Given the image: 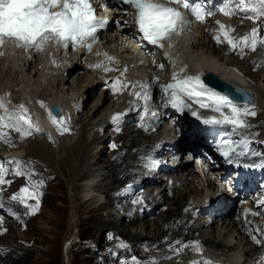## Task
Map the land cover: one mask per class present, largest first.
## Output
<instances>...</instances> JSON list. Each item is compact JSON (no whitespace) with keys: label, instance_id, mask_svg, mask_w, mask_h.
<instances>
[{"label":"bare ground","instance_id":"obj_1","mask_svg":"<svg viewBox=\"0 0 264 264\" xmlns=\"http://www.w3.org/2000/svg\"><path fill=\"white\" fill-rule=\"evenodd\" d=\"M218 4H219L218 6L213 8L214 11L212 12V15H209V17L207 19L208 20L211 19L213 22H215V25H214V27L212 26V29L214 28V30L216 29V31H217V29L220 30V33L223 35V36L220 35L221 37L231 38L232 36L231 37H229V36L231 34L233 35V33H231V32H233V30H234V29H231V28H235L236 26H239V25H241V26L242 25L250 26L248 24H244V22L238 23L237 19H235V18L236 17H240V16H237L239 14H237V15L235 14L234 15L233 12L231 11V8L227 9V11L232 13L230 15H225L224 12L220 11V8L224 7V1H219ZM241 9H242L241 13H243L244 15L248 14V13H246L243 10L244 8H241ZM207 11H208V9H207ZM131 13H133V12L129 11L130 18H131ZM185 20H186V23L183 25L181 31L174 35V38L172 39V41L167 46L163 47L162 53H159V52L157 53V51H154V52L151 53V56L148 55V58L150 57V60L149 59L147 60V62H148V66L147 67L148 68H151L153 66L156 67L157 66V65H155L156 61H157V63L160 62L161 64H163L164 62H166L168 60V64L171 66V68L176 70L175 79H174V76H173V81L176 83V81H180V80L184 81L187 78H193L191 83H192V88H193L194 91L215 92V91L207 88L206 86H204L201 83L199 77H200V74L203 71L204 72H212V73L218 75L221 79H223L225 81H228L231 84H234V85H237V86H241V87L246 88V89L250 88V85L248 84L249 82L246 79V75H249V78L252 80V78H253L252 75L254 74V72H256L258 69H260L261 66H264V45L260 44L259 42L257 43L256 48L261 47L262 48V53L260 52V54L256 55V57L254 56L255 58L253 56H251L250 59L244 60L242 62V66L245 65V69H242L243 67L240 66L241 63L239 64V61H235V59H238L240 57V55H242V53L239 54L235 50V48H233L231 46V44L228 43V40H227V42H225V40L223 38L218 37L219 35H217V36L209 35V30L207 29V26L205 25V24H207L206 23L207 20L205 21V23H203V21L198 20L196 18V16H194L193 18H189V19L185 18ZM217 21H219V23H217ZM259 21H262V25H259V31L261 33H264V21H263V18L261 17L259 19ZM221 25H224L225 27L221 28ZM194 31H196V32L194 33ZM198 32L202 33V34L205 32V35H201V38L202 37L204 39L209 38V40L207 41L206 44L204 42L202 43L204 46H206L205 48H207V50L205 49V52H201V53L197 54L194 57L192 56L193 57L192 58L191 56H189L191 54L188 55L186 53H187V50H188L189 47L196 46L195 45V41H194V36L195 35H193V33L196 34ZM251 32H252V30H251ZM228 33H231V34L228 35ZM240 34H242V33H240ZM207 35H208V37H207ZM227 35H228V37H226ZM123 37L127 38L124 35H121L119 33H117V34H114L113 32L112 33H105L104 35H102L103 44L105 46L112 47V49H119L125 43V41H124L125 39L123 40ZM234 37L235 36H233V38ZM233 38H231V39L233 40ZM259 40H261V39H258V41ZM237 41H239V40H237ZM233 42L234 43L236 42L235 39H234ZM223 43H224V45H223ZM197 46L198 47H202V46H200V43H198ZM221 46L223 47V49L220 48ZM229 46H231L233 48L231 51H229ZM238 46H240V44ZM240 47H241V49L243 51H248V52L251 51L250 47H245L243 44H241ZM135 49L137 50L136 47H135ZM249 49H250V51H249ZM2 50L4 52H7L8 47L4 46V48ZM222 50H223V52H222ZM138 51L139 50H137V52ZM0 53H1V51H0ZM130 53H132V52H131V49L129 47L125 48L124 50H121L119 52V54H120V56H122V58H128V56H130ZM247 54L248 53L245 52L243 54V56L247 55ZM227 55L230 56L229 60H226L227 58L224 57V56H227ZM131 56H133V55H131ZM6 57H7L8 65L10 64L9 60H11L15 64V66L13 65L11 68H9L7 70H6V67H5L4 71L0 72V87L4 84L3 88H1L2 91L4 90V95L0 94V116H5V117L7 115H9L11 112H13V113H11L9 116H16L17 113L18 114L22 113V109L20 107L21 105H19V103L17 102V100L20 99V97H19L20 95H18L19 93H17V88L15 87V85H18V84H20L21 82L24 81V78H23L24 74L23 73L25 71H28L29 73H32V70L34 68V67H30V64L32 65V63H31L32 62V58L31 59L27 58V57H25L24 55H21V54H18L14 58V53L12 54L11 58H10V56H6ZM34 58H35V56H34ZM143 58L146 59L147 55H145ZM1 59H2V57H1ZM142 60L143 59H141V61ZM133 61H134V59L130 58V60H129V62H127V64H130ZM34 62H35V65L37 66V68H38L39 64H42V66L40 67V69L34 70L32 76L36 77V79L37 78L39 79L41 77V78L47 80L48 82H49L50 76H53L52 83L55 82V81L57 82L56 83L57 90L61 86L67 84L69 82V79L72 80L74 78V76H76L75 79L78 80V81H81V82L82 81H88L86 89H84V91L80 95H78L76 98H75V96L72 97L71 95H70V97L66 98V99H68V100H66L67 103L69 102L70 99L83 98L82 103L85 104V102L94 94L95 90L99 87L98 86L99 79L97 78V75L95 74V72H93L94 73V78H91V76H88L86 74H82V75L78 74L79 64L77 63V57L70 58V62L71 63L69 65H67L65 68L61 69V66H59L58 67L59 69H53L52 71H50V73L46 72V69L44 68V65H43L44 64V60H42V61L38 60V62H37L36 59H35ZM46 63H48V62H46ZM138 64L135 65L134 68L137 67ZM8 65H7V67H8ZM186 66L188 67L187 68L188 71H185L183 69ZM80 68H81V66H80ZM263 70H264V68H263ZM130 72H131V70H130ZM141 73L142 72H140V74ZM25 74H26V72H25ZM138 74L139 73H137V75ZM140 76H142V75H140ZM143 76H147V75L143 74ZM88 79H90V80H88ZM197 79L199 81L198 84L196 83ZM35 81L36 80H34V82H33L34 84H35ZM76 84H77V82H76ZM169 84H172V83L169 82ZM28 86L23 87L22 90H24V92L25 91L27 92V90H29L30 93L28 95L31 96V95H33L35 90H34V88H29ZM72 86H73V84H72ZM18 87H19V85H18ZM68 87L71 88V86H68ZM20 89L18 90L19 92L21 91ZM85 92H86V98H85ZM25 93H22V95H24ZM215 93H217V92H215ZM53 94H54V92H53ZM41 95L45 96V99H42V100H44V102L42 103L43 106L49 100L53 101L55 98L58 97L57 94L56 95L54 94L55 96H50L49 93H47V91L45 93V91H43V90H42V94ZM48 96H50V98H48ZM7 97H9V99H7ZM192 97L195 98L196 100H198L197 97H195V96H192ZM25 98L26 97L24 95L23 98H22L25 101V103H26V105H24V106H28L29 103L32 102L30 109L33 111V113H32V111L30 109H28L26 107H23V108L27 109V112L25 114L30 116V118L32 119L31 121H32V125L33 126L29 127V125L27 123H24V122L20 121V124H19L20 131H17L15 127L8 126V125H10V121L6 119L3 122L4 125H6V126L0 127V133H2V135H0V146H1V148L3 147L4 149H6L9 152H11L10 153L11 156H14V157L17 156L18 154L22 153L23 149L25 147V143H23V144L19 143V145H18V142L20 140L23 141V140H25L27 138L33 139L34 137H33L32 133L36 134V132L38 133L39 130L40 131L44 130L43 126H39V124H38V122L36 120L35 114H34V113L39 114L41 116V120H42L44 118L43 110L40 109V113H39V108H37L36 111H34L33 110L34 108H36L37 106L39 107V104L36 103L37 101H35L33 99L35 101V102H33V101H31V99H26L25 100ZM27 98H29V97H27ZM205 98H206V102L210 104V101L207 99V97H205ZM97 99L98 100L100 99L102 101L101 104L98 107L93 105L92 108L95 106L96 109L94 108V112L98 111L97 115L100 116L101 115V107L103 106L104 99H107V95L105 93H103V91H101V93H99V95L97 96ZM14 102H17V103H14ZM63 102H65V101H62L60 103H63ZM72 105H73V107H69L68 106V108H69V111H68L69 122L70 121L73 122V120H74L73 116L76 113L78 114L79 112H81L82 109H83V106H81L80 101H79L78 104L74 103ZM237 106H252V105L238 104ZM190 109L194 110V107H191ZM225 110H226L225 114H229L230 113V109H229L228 112H227V110H228L227 108H225ZM87 113H88V111H87ZM81 116L82 117L81 118L78 117L75 120V122L78 121L77 123L80 124L82 121H84L87 118V116H85V117H83V115H81ZM220 116H222V118H223L222 114H220ZM256 116H259V115L256 113V115L253 116V117L256 118ZM59 119H61V121L65 122V120H63L64 118H59ZM92 119H93V116L89 117L88 119H86V121L83 122V124L84 125H88L91 122ZM250 121L251 120H247L246 123H250ZM61 124H63V122ZM55 125H56V123H55ZM67 125H69V124H67ZM60 126L58 128H61ZM28 128H30V130L33 128L34 131H30ZM68 128H69V126H68ZM55 129H57V128H55ZM74 129H76V128H74ZM132 130H133L134 133L126 134V135L121 136V137L119 136V140H117V141L120 142L119 145L118 144L115 145V143L113 142L115 147H113L112 143L108 141L109 144H110L111 150L113 151L115 149V153L118 152V154L114 153L111 157L107 156V158L106 157L103 158V157H101V155L105 154L107 149L104 146H102L99 150L94 151L95 153H93V157L92 158L90 157L92 159V162L95 163V164L99 163V160H103V162H106V163H108L109 166H111V171H108V173H103L102 174V178L100 180H98L99 179L98 178V179H96V181H93L94 180V178H93V179H91L92 181H88L87 185H86V183L84 184V192L88 193L87 195H89L90 192L91 193L94 192L95 190L96 191L103 190V192L106 191L108 193V198L105 200L106 204L105 203H103V204L99 203L97 205H94V207H88L89 206L88 202H89V200L91 198H93V196L92 197L85 196L86 198L82 199L81 201L78 200V202L76 203V206H75V208H77V209H79V208L81 209V207H84V209H83L84 211H85V208L88 207V208H86L87 211H88L86 213L87 214L86 216H90L91 215L90 211H95L96 212L95 216H97V219L94 220L93 222L91 220L93 225L91 224L90 226L92 228V231L97 234L98 238H102V239H104L106 241H111L114 238H118V239H120L121 243H125L124 246L128 244L130 239L133 240V241L134 240H140L139 243L144 249L150 250V251L154 250V252H156L154 255H152V257L148 261H147L146 258H140L141 259L140 260V262H141L140 264H146V263L150 264L151 262H154V261H158L159 262V260L162 261L161 259H163L164 256L170 255L172 252H175L176 250L181 252V253H183V255H181V256L185 260H187V257H188V254L185 255L186 252H193L194 253V251H196V252L200 253V252H202L201 250H203V252L205 251V253L208 252V251L212 252L214 250L215 252L213 251L212 253L215 254L219 259H222L223 257H225V260H227L228 258L233 259V260H237V261H239V260L241 261L242 260V263L247 261V258L250 255H252L254 251L258 250V253L260 255L261 245L262 244L264 245V242L262 243V239H263L262 237H264V220H263L264 217H261V216L258 217L259 218L258 221H257V218H256L255 222H253V226H252V229L250 230L249 234L247 233V231L243 230L244 226H242V227L240 226L239 230L236 229L234 232H232L231 229L234 228V226H235L234 223L232 222V218H236L237 217L236 218V220H237L239 215L235 216L234 214H232V215L228 216V214H227L228 211H226L225 212L226 218H224V219H222L220 221L219 229L217 227L213 228V223H212V224H210L207 227L208 228V232L207 233L205 232L204 234L200 235L198 231L201 230L202 227L199 226L200 228H197L193 224H191L190 220L193 217H192V215L189 214L190 212L187 211V212L182 213V214L180 213L181 209L183 207V204L186 201L185 199L187 198V196L189 194L185 195L181 191V186H182L181 182H179L177 184L175 182V180L178 179L180 174H183L184 171L187 172L188 165H191L189 162H182L181 159L179 160V162L177 164V167H180V169L178 171V174L174 177L175 179L174 178L171 179L170 184H168L167 187H163L162 191L160 192V194L161 193L163 194L162 197L166 196L168 198V199L167 198L166 199L170 200V204H164L162 197L160 199L156 200V199H154V197L150 196V191H149L150 188L149 189H145V190H143L142 188H138V190H140V191H138V190L136 191L135 190L136 191V192L134 191L135 194L131 193V204H130V206H128V210H127L128 213H129L128 215H129L130 221L135 222L136 219H142V221H143L142 222V226H145L146 228H148L149 225L147 223L148 221L146 220L148 216H147L146 213L148 212L150 216L152 215V212H153V215L154 214L157 215V216L160 215L161 216L160 219L162 221L160 222L159 225L156 226L157 230L159 232L158 236H155V235H153V236H143L140 233H131V232L128 231L130 233V234L127 233L129 238L123 237V235L125 234V229H123V227H124V225H127V224H124L123 227H122L121 224H123V220L127 221L128 218L126 217L127 218L126 219L125 217L124 218L121 217L122 221L118 223V222L113 221L112 220L113 218L109 219V218L112 217L111 215H113V211H109L107 209L109 211L108 213L111 214V215L109 214L111 217H109L108 219H105L103 217V215L100 214V212H101L100 210L102 208L106 207V205H108L107 203H108L109 200H110V203L114 200L111 197V194H113V192H111V194H110V190H114L116 188L119 189V187L128 188V186L130 185V182H131L130 179L138 176L137 173H132V171L130 170V167L132 168V164L133 163L136 164L137 161L134 162V160L141 153L142 149L146 148V145H144V147H142L143 145L141 146L140 144H137V142L135 141L134 136H135V134H136V136L139 135V130L138 129H134L133 127H132ZM65 131H67V130H65ZM70 131H71V128H70ZM259 131H260L259 130V126H256V124H252L250 126V129H238V134L241 137L249 140V144L247 145L248 147H249V145H252L254 148H259L260 147L259 142L262 141V140H256L254 142L252 139L247 138V136H249V135H251V134H253L255 132H259ZM7 132H8L7 135H10L11 133H16L15 137L17 138V141L12 140V139H7L5 137V136H7L6 135ZM22 133H27V134H22ZM176 133H178L177 130H176ZM104 134H101L100 136H95L94 135L92 137V138H94V141H92V142H95V143L99 142V145L102 144L101 140L104 141V138H103ZM142 134L145 135V137L148 138V139L151 137L149 134H146L144 132H142ZM233 134L235 136H239L238 134H236L235 131H234ZM152 138L154 139L153 135H152ZM171 138H173V136L169 137V139H171ZM106 140H108V138H106ZM31 143L32 144L27 146L28 149L27 148L26 149H27L28 152L26 151L27 153H25V154L34 155L35 157H37V156L40 155V151L44 150V152L46 151L47 153L49 151L51 153V155H52V152H51L52 150L48 149L49 146H48V148H46L47 145H45L44 143H41L38 139L32 140ZM84 143H85L84 135L80 134L78 136V138L75 141H73L69 146H66V145L62 146L61 149H64V152L65 151L67 152V153H65V154H67L66 155L67 157H61L60 156V158H58V161L61 162V163H65L64 165H70L69 162H72L71 153L72 154L74 153L76 155V157H75L76 160L74 159L75 160L74 162L76 163L77 166L80 165V164L82 165V163H84V161H85L84 159H85L86 152H89V151L92 150V149L89 150L90 146H88V144L85 145ZM83 146H84V149H82V151H80ZM97 146L95 147L96 149H97ZM4 149L2 151H4ZM9 152H7V153H9ZM2 153H4V152H2ZM107 153H110V152H107ZM85 163H87V162H85ZM83 165H86V164H83ZM61 166H62V164H61ZM30 169L32 170L33 174H35V176L38 175V173L36 172V168L35 167H34V169L33 168H30ZM179 172H180V174H179ZM197 173H198V171H197ZM13 174L16 176V171H13ZM21 175L24 176L22 174V172L20 174V177H21ZM6 176H7V174H6ZM197 176L198 175L195 174L194 170L193 171L191 170V171L187 172V175H186V180H187L186 185H187V188H189V190L191 189L192 195H193V193L198 195L197 193L199 192V190L196 191L194 189L196 186L194 188L192 187V184H194L193 180H195L194 178L197 177ZM4 178H6V177H4ZM4 178H3V180H4ZM23 179L25 180V178H23ZM105 179H109V182H107V183H106V181L104 182ZM191 179H192V182H190ZM5 181H6L7 184H9V183L10 184L12 183L13 185L16 184L15 177L11 178V176H9ZM25 181L27 182V180H25ZM6 183L4 185H6ZM1 184L2 183H0V185ZM35 184L36 183L34 182V185ZM189 184H190V186H189ZM208 184H209V187H210L214 183L210 179L208 181ZM133 186H134V184L131 182V189H132ZM5 188H7V187L5 186ZM168 188H172V190L174 191V193L176 195L172 194V191H171V193L170 192L169 193H167V192L165 193V191ZM13 189H15V187ZM3 190L4 189H0V205H2L1 201L2 202H6L7 207H9L8 209H11L12 211L18 210L19 209V206H18L19 203H17V205H12V204L9 205L8 204V200L7 199L11 198V196L13 197V191L12 190H8L7 192H4ZM167 191H170V190L168 189ZM114 198L117 199L118 197H114ZM191 198H192V196L190 197V200H191ZM17 199H18V197H17ZM224 199L227 201L229 199V197L227 195H224ZM18 200H20V198ZM10 201L11 200L9 199V203H11ZM226 201L222 205V208L224 210L226 209V206H227V202ZM109 205H111V204H109ZM83 210L81 212H83ZM4 212H6V211H4ZM4 212H2V215L0 217L3 216ZM22 214H23V212H22ZM19 216L20 215H17L15 218L17 219ZM5 217H7V216H5ZM28 217H29V214H28ZM151 217H148V218H151ZM4 218H1V219L4 220ZM21 218H22V216H21ZM1 221L2 220H0V223H1ZM201 221L202 220L198 221L197 225L202 224ZM247 223H249V222L247 221ZM5 224H6V222H5ZM240 224H242V223H240ZM7 225L9 227L8 232L12 231L14 233L15 231L13 230V226L9 222L5 226H7ZM5 226L3 224V226H1V227H5ZM166 227H168L167 231L165 230ZM163 229H164V231H162ZM203 231H205V230H203ZM103 232L105 234L101 235ZM208 233H212V237L207 236ZM5 234L6 233H4V235ZM159 234H161V236ZM197 234H199V235H197ZM16 235H17V233H16ZM219 236H221V237H219ZM18 237H20V236H18V235L14 236V239H12L11 242L12 243L16 242V240H17L16 238H18ZM199 237L201 238V240H198ZM162 239H165V240L162 241ZM257 241H259V243ZM1 243H3V242H1ZM26 243H27V241H20L21 245H26ZM16 249H18V247ZM80 250H82V249H80ZM3 251H4V249H3L2 245H0V264H5L4 259H6L7 261L8 260H12L13 261V259H15L11 254H9L8 257H7V255L3 254ZM218 251H219V253H218ZM121 253H122L121 255H123V256H125L128 253H134L135 254V253H137V246H132L131 245V247H124V248L121 247ZM263 255H260L259 257L261 258V257H263ZM28 256L29 255H27V257ZM194 256L197 257L199 255H195V253H194ZM200 257L205 262H206V260L208 262L210 260L209 257L205 258V254H203V256H200ZM210 257L213 258V256H210ZM29 258L27 260H25L28 264L30 262H33V263H36V262L40 263L41 262V260H38V258H32L31 255H30ZM116 258H118V257H116ZM166 258H168V257H166ZM121 259H122V257H121ZM196 259L199 260V258H196ZM250 259L254 260V257L250 258ZM21 260H23V259H21ZM118 260H119V258H118ZM163 261H164V259H163ZM191 261L192 260L187 261L186 263H191ZM200 261H202V260L200 259ZM13 262L16 263V260H14ZM138 262H139V260H138ZM193 262H195V260H193ZM198 262H195V263H198ZM124 263L129 264L130 262H129V260H126ZM168 263H171V262H168ZM41 264H44V262H42ZM113 264H117V263L114 262ZM198 264H201V263L199 262Z\"/></svg>","mask_w":264,"mask_h":264},{"label":"rangeland","instance_id":"obj_2","mask_svg":"<svg viewBox=\"0 0 264 264\" xmlns=\"http://www.w3.org/2000/svg\"><path fill=\"white\" fill-rule=\"evenodd\" d=\"M235 5L237 7L241 6V7H247V8H251L253 6L251 3H248V0H245V4L237 5L235 3ZM241 16L237 17V21H238V19H240L241 21H244V24H248L251 27L246 26V25H242V26L239 25V26H236L235 28H231V29H234L233 32H231V33H233V35L231 33H228V35L231 34L229 36V37L232 36L231 38H233V36H235L233 38V41L235 39L236 42H238L237 40L240 41L242 37L250 36L252 33L251 30H253L255 27L254 25L257 26V24L260 25L262 23V21H259L260 18H255L254 16H251V14L250 15L246 14V15H241ZM262 18L264 21V16H262ZM206 23L207 24H205V25L207 26V29L209 30V35H213V36L219 35L218 37H221L220 35H222V34L220 33V30L217 29V31H216V29L215 30H214V28L212 29V26L214 27L215 22H213L211 19H209V20L207 19ZM255 23H257V24H255ZM257 29L259 31L258 27H257ZM195 32L196 31H194V33ZM194 33H193V35H195L194 36L195 45L197 46L198 43H200V46H202V47H198V46L197 47L196 46L189 47L186 54H188V55L191 54V55H189L191 57L192 56L194 57L201 52H205V49L207 50V48H205L206 46H204L202 43L204 42L206 44L207 41L209 40V38H206V39H204L203 37L201 38V35H205V32L203 34L199 33V32L196 34H194ZM240 33H242V34H240ZM228 35L226 37H228ZM260 35H262L260 37V39L264 40V33H262ZM207 37H208V35H207ZM221 38H223L225 40V42H227V40H228V38H224V37H221ZM223 45H224V43H223ZM231 46H229V51H231L233 49ZM240 46H241V44H240ZM240 46H237L235 48V50L239 54L242 53V55H240V57L238 59H235V61H239V64L241 63L240 66L243 67L242 69H245V65L242 66V62L246 59L247 60L250 59L251 56L256 57V55H259L260 52L262 53V48L261 47H258V48L255 47V49L253 50L250 47L251 51L249 49L250 52H248V51H243ZM220 48L223 49L222 46ZM222 52H223V50H222ZM245 52H247L248 54L243 56V54ZM2 55L3 54L0 53V72H3L5 67L7 70V69L11 68L13 65L15 66V64L11 60H9V62H10L9 65H8L7 60L2 61V59H1ZM224 57L227 58L226 60L230 59V56H228V55L224 56ZM36 61L38 62V60H36ZM31 63L33 66L30 64V67H34L32 70V73L25 71L26 74H25V72L23 73L24 74V76H23L24 81L21 82L20 84H18L19 87H18V85H15V87L17 88V93H19L18 95H20L19 97L23 98V96L25 95V97H26L25 99H31V101H33V102H35V101L42 102L43 101L42 99H45V96L41 95L42 90L45 91V93L47 91V93H49V95L52 93L50 96H55L57 94L58 98L60 100L65 101V103L67 104L66 109L68 110L69 109L68 108L69 102L68 103L66 102V100H68L66 98L70 97V95L72 97L75 96V98H76L78 95H80L84 91V89H86L88 81H82V82L78 81L75 79L76 76H74V78L72 80L69 79V82L67 84L61 86L57 90V85H56L57 82L55 81L52 83L53 76H50V79H49V82L51 81L50 83L47 80L41 78L40 76H39L40 77L39 79L38 78L36 79V77L32 76L34 70L40 69V64L38 65V68H37L34 60H32ZM158 63L161 64L160 62H158ZM158 63L156 61L155 65H157ZM159 64H158V67H159L158 69H159V73L161 74L160 77L162 76V77L168 78L166 70L164 69V67L161 68V65H163V64H161V65H159ZM7 65H8V67H7ZM80 66H81V64H79V70H78L79 75L86 74L88 76H91V78H94V73H93L94 71L93 72H92V70L89 71V69L86 70V69H84V67L80 68ZM138 66H139V64H138ZM147 66H148V62L146 64V67ZM137 67L133 68V71H135V69ZM187 68L188 67L186 66L183 69L185 71H188ZM263 68H264V66H261L260 69H258L256 72H254V74L252 75V77H253L252 80L249 78V75H246V79L249 82L248 84L250 85L251 90L255 93V95L257 97L255 104H253L254 106L252 105V106H247V107L250 111H254L259 115V116H256V118H254L253 116H245L244 117V119H246L245 122H247V120H251L250 121L251 125L256 124V126H259V130H260L259 132H255V133L247 136V138H250L253 141L264 140V70H263ZM143 71H147V70L145 69ZM143 74L145 75L144 72H142L141 74L139 72L138 75L143 76ZM34 80H36L35 84L33 83ZM88 80H90V79H88ZM166 81H168V80H166ZM171 81H173V78L171 79ZM70 82L73 84V86ZM76 82H77V84H76ZM3 86H4V84L0 87V94L1 95H4V90L2 91V89H1V88H3ZM26 86H28L29 88H34L35 91L33 90L34 91L33 95H31V96L28 95L30 93L29 90H27V92L25 91L26 93L24 92V90H22V88L26 87ZM68 86H71V88H69ZM19 89L21 90L20 92L18 91ZM101 91H103V93H105L107 95V99H104V101H103V106L101 107V115L99 116V115H97L98 111L94 112V108H95V106L98 107L102 102L100 99L99 100L97 99V96L99 95V93H101ZM126 91H127V89H126ZM21 92L25 93V94L22 95ZM53 92L55 95L53 94ZM86 92H85V98H86ZM126 93L127 92L124 91V94H120V95L117 94V97L112 95L113 97L111 98L106 91L101 90L100 88L96 89L94 94L85 102V104H83L82 111L73 116L74 120H73V122L70 121L69 125H67V123H66L67 121L65 123H63L64 125L61 124L63 122V121H61V119L56 120V125H55V123L53 122V119H51L52 120V122H51L50 120L48 121V120H46V118L45 119L43 118L45 120L46 124H50V127H52L53 131L51 133L46 132L45 136H40L41 134L36 135V136L33 135V137H34L33 139L27 138L23 141L20 140L18 142V145H19V143H21V144L25 143V147L23 149V152L18 154L17 157L10 156L11 152L4 149L3 147L1 148V146H0V149H1L0 150V159H1L0 165H3L4 169L6 170L4 172L5 175L3 174V176L6 177V178L3 177L4 181L9 176H11V178L15 177V180H16V184H14V185L12 183L7 184L5 182L6 185H4L5 183H2L1 185L2 186L4 185V186L2 187L0 185V189H4L3 190L4 192H7L8 190L13 191V197L15 196L16 198L13 199L12 196H11V198H8L7 200H8L9 205L10 204L17 205V203H19L18 204L19 209L15 210V211L8 209L9 207H7L6 202L1 201L2 205H0V216L2 215V212H4V211H6V212L3 213V216L4 217L7 216L5 218L3 216L0 217V220H2L0 225L3 226V224H4V226H5L9 222L13 226V230L15 231L14 233L12 231H10L11 233L8 232V229H9L8 225L5 226L6 228L0 226V232H1L0 237L2 238V239L0 238V245H2V247L4 249L3 254L7 255V257L9 254H11L15 258V259H13V261L16 260V263H14L12 260L7 261L6 259H4L5 264H25V263L28 264L25 260H27L30 257V255L32 258H38V260H41V262L40 263L30 262L29 264H41L42 262H44V264H113L114 262L117 264H126V263H124L126 260H129V262H130L129 264H133V258H135L136 262H138V260H139L138 264H140L141 263L140 258H146L148 261L152 257V255H154L156 253V252H154V250L150 251V250L144 249L139 243L140 240H134L133 241L130 239L128 244L124 246L125 243H121L120 239H118V238H114L111 241H106L102 238H98L97 234L92 231V228L90 226L91 224L93 225L92 222L97 219V216H95L96 212L90 211L91 213L90 212L89 213L91 215L86 216L87 215L86 213L88 212L86 208L94 207V205H97L99 203L103 204V203H105V200L108 198V193L106 191H104L105 192L104 193L103 190H100V191L95 190L94 192H92L93 194L90 192L89 195H87L88 193L84 192V184L85 183L87 185L88 181H92L91 179H93V178H94L93 181H96V179H98V178H99L98 180H100L102 178L103 173H108V171H111V166H109L108 163L103 162V160H99V163H97V164L92 162L91 158L93 157V153H95L94 151H97L102 146H104L107 150H106L105 154L101 155V157H103V158L104 157L107 158V156L111 157L115 153V149L113 151L111 150L109 142H111L112 145H114V143H115V145H117V144L119 145L120 142L117 141V140H119V136L121 137V136H124L126 134L134 133L132 130V126H131V129L126 130V131H123V130L121 131V129L119 131L117 130L115 132V135H116L115 137H113L114 134H112L111 131H107L106 133L104 132L105 136L103 137L104 141L101 140L102 144L99 145V142H96V143L92 142V141H94V138H92L94 135L100 136L99 126L102 125V122H105L107 116L109 114L119 110L120 108H122V106L125 103V97H127ZM50 96H48V98H50ZM161 96L163 97V95H161ZM27 97H29V98H27ZM7 99H9V97H7ZM17 102H20V100L18 99ZM17 102H14V103H17ZM22 104L26 105L25 101ZM93 105H95V106L92 108ZM239 107H241V106H239ZM87 111H88V113H87ZM24 115H26V114H24ZM81 115H83V117L87 116L86 119L93 116V119L91 120V122L88 125L83 124V122L86 121V119L84 121H82L80 124L77 123L78 121L75 122V120L78 117H80V118L82 117ZM26 116L31 120L29 115H26ZM68 122H69V120H68ZM31 123H32V121H31ZM59 126L61 128H58ZM68 126H69V128H68ZM55 128H57V129H55ZM70 128H71V131H70ZM74 128H76V129H74ZM248 129H250V128H248ZM65 130H67V131H65ZM235 132H236V134H238V129H236ZM41 133L45 134L44 132H42V130H41ZM7 134H8V132L6 133V135ZM36 134H38V133L36 132ZM80 134L84 135V138H85L84 144L85 145L88 144V146H90L89 150L92 149L91 151L86 152L84 163H82V165L80 164L77 166L76 163L74 162L76 160V158H75L76 155L74 153L73 154L71 153L72 162H69L70 165H64L65 163L59 162L58 158H60V156L61 157H67L66 156L67 154H65L67 152L66 151L64 152V149H61L62 146H65V145L69 146L73 141H75L78 138V136ZM15 136H16V133H11L10 135H7L5 137L7 139H12V140L17 141V138ZM135 136H136V134H135ZM135 136H134L135 141L137 142V144H140L141 146L145 145L148 142L147 138L143 135L140 136V134H139L136 137ZM105 137L108 138V140H106ZM34 139H38L41 143H44L45 145H47L46 148H48V146H49L48 149L52 150L51 151L52 155L48 150H47L48 153L46 151L44 152V150H41L40 151L41 156L39 155L37 157H35L34 155L25 154L28 152L27 146L32 144L31 141ZM96 146H97V149L95 148ZM249 147H250L249 149H251V150L258 149V148H254L252 145H249ZM3 149H4V151H2ZM82 149H84V146L81 148L80 151H82ZM2 152H4V153H2ZM7 152H9V153H7ZM107 152H110V153H107ZM115 154H118V152H116ZM181 161L185 162V160H183V158L181 159ZM85 162H87V163H85ZM61 164H62V166H61ZM83 164H86V165H83ZM34 167L36 168V172L38 173L37 176H35V174H33L32 170L30 169V168L34 169ZM132 167H133V169L135 168L134 163L132 164ZM187 168L189 169V170L187 169V172H189V171H191V168L195 169V165H188ZM133 169L131 168V171H133ZM134 170L137 171L136 168ZM13 171H16V173L22 172V174L24 176L21 175V177H20V175H17V174L15 176L13 174ZM6 174H7V176H6ZM186 174L187 173L184 172V175L182 176L181 191L185 195L189 194L190 196L188 195L187 198L185 199L186 201L184 202V204L182 203L183 207H182L180 213L182 214V213L189 211L194 216L195 207H192V204L194 201L199 199V195L207 187L206 184L208 182L205 180V177H209L213 181H216L214 179L216 178L217 175L214 172L209 171L207 168H203V170L198 169V173H197V171H195V174L198 176L194 178L195 180H193V183L195 185L192 184V187L194 188L196 186L194 189L196 191L199 190L200 193L198 192L197 193L198 195L193 193V195H192L191 189L189 190V188H187V185H186L187 180H186V182L184 181ZM23 178H25V180H27V182ZM105 181L107 183V182H109V179H105L104 182ZM34 182L36 183L35 185H34ZM190 182H192V179L190 180ZM5 186L7 188H5ZM143 186H144V184L142 186H135L134 185L131 189V182H130V185L127 188L130 191H125V190H123L122 187H119V189L116 188L114 190H110V194H111V192H113V194H111V197L114 200L111 203L109 200L107 203L108 205H106V207H104L100 210L101 211L100 214L103 215V217L105 219H108L109 217L112 216L109 219L113 218L112 220L115 222H118V223L122 221L121 220L122 218H124V217L128 218V219L126 218L127 221L123 220V224H121L122 227L124 224H127V225H124V227H123V229H125V234H124L125 236L123 235V237H125V238H129L128 234H127L129 232L140 233L143 236H153V235L158 236L159 232H158L156 226L159 225L160 222L162 221L160 219V217H161L160 215H158V216L153 215V212H152V215H151L152 218L150 219L148 217H151V216L149 215L148 212L146 213L148 216L146 219L148 221L147 223L149 225L148 228H146L145 226H142V222H143L142 219H136L135 222H133V221H130V218L128 215L129 213L127 210H128V206H130V204H131V197H130L131 193L135 194L134 191L135 190L137 191L138 188H142L143 190L149 189V188H145ZM189 186H190V184H189ZM12 187L13 188L15 187V189H13ZM161 187H164V185H162ZM21 189H25V191L21 192ZM169 190L170 191H167V193H169V192L171 193V191H172V194L176 195L174 193V191L172 190V188H169ZM138 191H140V190H138ZM165 193H166V191H165ZM128 194H129V196H128ZM85 196H89V197L93 196V198H91L89 200V202H88L89 206L85 208V211L83 210L84 207H81V209L75 208L78 200L81 201L82 199H85L86 198ZM162 196H163V194L161 193V197ZM191 196H192V198L190 200ZM17 197H18V199L20 198V200H18ZM114 197H118V198L116 199ZM159 198H160V195H158V199ZM166 198H167L166 196L162 197L163 203L164 204H170V200H167L168 198L167 199ZM256 198L257 197L255 196L253 199V203L256 202V200H257ZM9 199L11 200L10 201L11 203H9ZM22 202L23 203L25 202V203L23 204ZM109 204H111V205H109ZM107 209L109 211H113V215L108 213L109 211ZM82 210H83V212H81ZM22 212L24 215L22 214ZM28 214H29V217H28ZM241 214H242L241 218L243 219V221L240 222V217H238V221L232 220V222L235 225L234 228L231 229L232 232H234L236 229L239 230L240 226L242 227L243 224L245 226L248 225V223H246L248 215L245 212L244 213L242 212ZM17 215H20V216L16 219L15 217ZM21 216H22V218H21ZM254 217L253 216L249 217V221H253V220L255 221L257 217H255V218ZM1 218H4V220ZM192 219L190 221L193 224L198 223L195 218H194V220H192ZM91 220H92V222H91ZM5 222H6V224H5ZM240 223H242V224H240ZM214 227H217L219 229L220 220H219V222L213 223V228ZM167 229H168V227L165 228L166 231H167ZM203 230H205V231H203ZM162 231H164V229ZM198 232L200 235L204 234L205 232L207 233L208 228L203 227ZM4 233H6V234L8 233V234L4 235ZM16 233L21 238L20 237H18L19 239L16 238L17 239L16 242L12 243L11 241H12V239H14V236H17ZM104 234L105 233L103 232L101 235H104ZM199 234H197V235H199ZM159 235L161 236V234H159ZM207 236L212 237V233H208ZM219 237H221V236H219ZM163 240H165V239H162V241ZM198 240H201V238L199 237ZM20 241H27V243H26V245H21ZM1 242H3V243H1ZM131 245L137 246V253H135V254L134 253H128L125 256L121 255L122 254L121 253V247H123V248L124 247H131ZM98 246H101V248L97 249ZM17 247H18V249H16ZM80 249H82V250H80ZM92 250L93 251L97 250V253L95 251L92 252ZM201 251L203 252V250H201ZM202 252L198 253V252L194 251L195 255H199L197 257L194 256L193 252H186L185 255L188 254V257H187V260H185L181 256V255H183V253L176 250L175 252L171 253L170 257L166 258L167 256H164L163 257L164 261H163V259H161L162 261H160V260H159V262L154 261V262H151L150 264H166L168 262H171L168 264H172V263L173 264H187L186 262L192 260L191 258H194V259L199 258V260L196 259L195 262L199 261L201 264H210L211 263L210 260L215 259V258L218 259V257L210 251H208L206 253H205V251L203 253ZM255 252L256 251H254L253 254L247 258V260L250 258H253L255 256ZM218 253H219V251H218ZM203 254H205V256H207L205 258H208V257L210 258L209 262L207 260L205 262L200 257V256H203ZM27 255H29V256L27 257ZM210 256H213V258H211ZM116 257H118L119 260ZM121 257H122V259H121ZM21 259H23V260H21ZM200 259L202 261H200ZM195 262L194 263L191 262V263L192 264H198L199 263V262L198 263H195ZM191 263H188V264H191ZM211 264H213V263H211Z\"/></svg>","mask_w":264,"mask_h":264},{"label":"snow or ice","instance_id":"obj_3","mask_svg":"<svg viewBox=\"0 0 264 264\" xmlns=\"http://www.w3.org/2000/svg\"><path fill=\"white\" fill-rule=\"evenodd\" d=\"M122 2L135 8L136 22L143 33L144 39L154 45L160 44L162 46L163 41L171 40L172 36L179 33L186 23L183 13L178 8L170 6L171 4L182 3L185 9H190L198 20L203 21V9L199 6L193 7L189 0H168L167 3H161L158 0H122ZM233 3L242 5L245 4V0H224V7L220 8V11L224 12L225 15L232 14L227 9ZM248 3L253 6L250 9L245 7L243 9L245 12L251 11L255 18L264 16V0H248ZM207 15H212V13L208 12ZM106 24V20L96 18L90 0H0V44L7 38L15 40L17 47H34L39 51L42 50L40 45L51 38L56 44L65 47L71 42L74 46L79 45L90 50L91 46L88 41H94L97 30L103 28ZM224 27V25H221V28ZM257 32L258 29L254 28L250 36L242 37L240 41L235 43L231 38H228V43L233 48H236L238 44H243L245 47H251L254 50L258 42L264 45V40L258 41ZM96 66L99 67L100 65ZM192 79L187 78L184 81H176L174 84L164 86L165 92L169 89L174 90L173 107L178 109L183 107V101L179 99L175 90L184 92L190 97L195 96L198 100L207 97L210 105L201 103V107L214 106L215 111L222 113L223 120L209 118L204 123H229L235 127H248L243 117L255 116L254 111H250L247 107H238L227 95L194 91L191 83ZM196 83H199L198 79ZM137 95L139 96L140 93H137ZM145 99H147V96H145ZM20 107L22 113L19 116H0V127L6 126L3 123L6 119L10 121L8 126L15 127L17 131H20V121L32 127L31 120L24 115L27 109H24L23 105ZM225 108L230 109L229 114H223L222 110ZM120 115V113H117L113 116V120H117ZM50 118L56 123L51 114ZM224 155L227 156L228 153L225 152ZM5 171L3 165H0V183L6 182L3 180ZM16 174L20 175L21 173L17 172ZM24 191L25 189H21V192ZM15 198L14 196L13 199ZM257 242L259 243V241ZM133 264H138L135 258H133Z\"/></svg>","mask_w":264,"mask_h":264},{"label":"water","instance_id":"obj_4","mask_svg":"<svg viewBox=\"0 0 264 264\" xmlns=\"http://www.w3.org/2000/svg\"><path fill=\"white\" fill-rule=\"evenodd\" d=\"M201 80L207 86L222 92L234 101H248L249 103L254 101V98L248 89L231 84L212 72L203 73L201 75ZM51 109L56 115H59L61 112L56 104H52Z\"/></svg>","mask_w":264,"mask_h":264}]
</instances>
